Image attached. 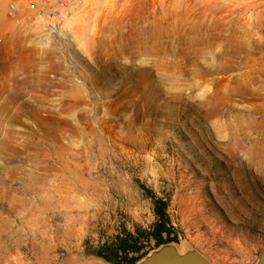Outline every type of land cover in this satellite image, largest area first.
<instances>
[{
  "label": "rangeland",
  "instance_id": "obj_1",
  "mask_svg": "<svg viewBox=\"0 0 264 264\" xmlns=\"http://www.w3.org/2000/svg\"><path fill=\"white\" fill-rule=\"evenodd\" d=\"M10 1L0 0V264L105 262L94 254L117 236L151 230L157 200L180 252L255 263L264 0H90L57 37L12 16Z\"/></svg>",
  "mask_w": 264,
  "mask_h": 264
},
{
  "label": "trees",
  "instance_id": "obj_2",
  "mask_svg": "<svg viewBox=\"0 0 264 264\" xmlns=\"http://www.w3.org/2000/svg\"><path fill=\"white\" fill-rule=\"evenodd\" d=\"M165 206L162 200L154 202L153 213L156 221L150 231L117 236L110 245L100 249L94 255L109 264H136L150 249L165 243L177 242V236L173 234L166 217ZM151 242L152 245H149Z\"/></svg>",
  "mask_w": 264,
  "mask_h": 264
},
{
  "label": "built area",
  "instance_id": "obj_3",
  "mask_svg": "<svg viewBox=\"0 0 264 264\" xmlns=\"http://www.w3.org/2000/svg\"><path fill=\"white\" fill-rule=\"evenodd\" d=\"M90 0H11L8 11L12 16L42 25L53 37L62 34L63 27Z\"/></svg>",
  "mask_w": 264,
  "mask_h": 264
},
{
  "label": "water",
  "instance_id": "obj_4",
  "mask_svg": "<svg viewBox=\"0 0 264 264\" xmlns=\"http://www.w3.org/2000/svg\"><path fill=\"white\" fill-rule=\"evenodd\" d=\"M101 166L96 164V169ZM63 264H109L98 258H88L85 260H72ZM136 264H213L196 249H188L180 252L173 243H165L153 248ZM253 264H264V250H262Z\"/></svg>",
  "mask_w": 264,
  "mask_h": 264
},
{
  "label": "bare ground",
  "instance_id": "obj_5",
  "mask_svg": "<svg viewBox=\"0 0 264 264\" xmlns=\"http://www.w3.org/2000/svg\"><path fill=\"white\" fill-rule=\"evenodd\" d=\"M185 4V3H184ZM209 9H211V11H217L218 10V8H219V6H216V7H208ZM184 10V9H183ZM208 10V9H207ZM202 12H204V10L203 11H199L198 12V14L197 15H199V17L201 16V14H202ZM183 13V12H182ZM191 14H194L195 15V12H194V10L193 9H188L187 10V13L186 14H182L179 18H176L175 19V22L177 23V26H176V28L172 25L171 26V29H172V31H179V32H181L182 31V29H183V24L184 23H186L188 20H189V18H190V16H191ZM244 15V14H243ZM198 19V18H197ZM200 19V18H199ZM159 22H160V19H159ZM195 23V22H194ZM247 23V22H246ZM162 24V23H161ZM182 25V26H181ZM238 25H239V27H237L236 26V28H237V31L238 32H240V34H239V36H243V37H241L242 39H246L247 37H248V32H247V30H245L242 26L244 25V26H247V25H245V24H239L238 23ZM152 27V26H151ZM159 27H161L162 28V25H160ZM192 27V29L193 30H197V26L196 25H192L191 26ZM235 29V28H234ZM198 37V36H197Z\"/></svg>",
  "mask_w": 264,
  "mask_h": 264
},
{
  "label": "crops",
  "instance_id": "obj_6",
  "mask_svg": "<svg viewBox=\"0 0 264 264\" xmlns=\"http://www.w3.org/2000/svg\"><path fill=\"white\" fill-rule=\"evenodd\" d=\"M210 4L215 5V7L216 6L224 7V5L217 4V2L216 3H208L206 5H210ZM49 252H50V249H46L45 247H41L39 252L34 255V261H36L38 263L44 262L46 260V256L49 254Z\"/></svg>",
  "mask_w": 264,
  "mask_h": 264
}]
</instances>
